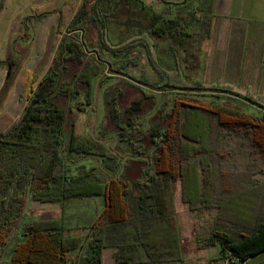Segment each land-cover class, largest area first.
I'll use <instances>...</instances> for the list:
<instances>
[{
  "label": "trees",
  "instance_id": "trees-1",
  "mask_svg": "<svg viewBox=\"0 0 264 264\" xmlns=\"http://www.w3.org/2000/svg\"><path fill=\"white\" fill-rule=\"evenodd\" d=\"M59 2L47 0L27 17L36 23L59 12L55 43L81 14L84 1L67 2L58 11ZM210 10L198 20L202 38L211 34ZM187 24L177 12L151 31L162 39H169L178 29L190 35ZM99 33L104 50L112 55L142 49L159 79L151 80L145 74L135 78L126 71L139 65V54L117 61L100 55L111 71L155 91L186 95L175 99L169 111L161 109L148 131L139 117L145 101L155 102L152 94L144 93L125 109L119 105L124 93L109 98V117L120 141L131 154L145 160L136 177L128 176L126 167L120 176L103 181L94 166L82 164L74 172L62 151L68 112L79 90L69 83L59 84L56 71L45 73L47 65L41 75L26 67L13 98L0 113V264H102L106 249L115 250V264H184L175 204L177 183L182 202L198 221L195 239L199 250L219 247L216 260L225 264H264V180L259 178L264 176V96L250 90L240 93L227 85L190 82L178 66L173 70L163 66L147 33L117 47L108 42L103 26ZM65 46V59L83 54L76 40ZM43 47L44 41L38 47L39 55ZM99 69L95 64L83 75L87 105L92 102ZM208 90L239 99L259 112L221 102L219 95L202 97ZM60 94L67 95L65 104H59ZM68 150L97 156L108 170L119 167L106 147L96 149L74 132ZM86 198H99L101 211L79 216L75 223L59 217L25 220L29 201L58 205ZM74 229H85L86 237L69 235ZM85 246L86 255L78 261ZM71 255L77 257L72 260Z\"/></svg>",
  "mask_w": 264,
  "mask_h": 264
},
{
  "label": "rangeland",
  "instance_id": "rangeland-1",
  "mask_svg": "<svg viewBox=\"0 0 264 264\" xmlns=\"http://www.w3.org/2000/svg\"><path fill=\"white\" fill-rule=\"evenodd\" d=\"M46 1L0 0V113L6 109L13 98L22 71L30 67L41 75L47 65L45 73L51 69L56 71L59 75V84L69 83L71 87H76L80 92L73 100L72 108L68 112L62 143L63 154L71 169L76 172L77 167L82 164L88 167L94 166L95 174L101 180L107 181L120 176L126 172V167H129L127 175L132 178L136 177L140 173L145 158L131 154L127 146L120 141L117 128L109 117L107 101L114 93L122 92L124 94L119 100V105L125 109L134 100L143 97L144 93L152 94L155 102L152 104L151 101H145L139 117L142 128L148 131L150 126L158 121L161 109L169 111L175 99L186 94L180 91H155L126 74L111 71V67L100 60V55L105 60L117 61L126 56L139 54V65L130 67L126 71L135 78L145 74L151 80L159 79L142 49L119 53L116 56L105 51L100 41L99 29L102 26L106 29L107 40L112 47L120 46L141 33L149 34L155 44L156 55L166 69L173 70L180 66L182 69H179L184 75L190 73L191 76H198L197 79L202 82L207 80L206 64L211 60V52L208 48L215 43L214 39H210V36L202 38L199 33H195L193 25L189 28L192 32L190 35H183V29H178L172 32L169 39L154 36L152 28L161 24L165 16L163 12L166 7L163 0H83L81 14L65 29L61 41L55 43L59 30V12L36 23H30L27 20L32 11L44 5ZM71 1L75 0H60L57 6L58 11L65 3ZM172 7L175 8L173 5ZM187 20L192 24L196 21V16L191 14ZM77 25L80 26L77 27ZM72 40L79 42L83 54L77 55L76 59H65L68 54L65 45ZM43 41L44 52L39 55L38 47ZM199 45L204 49L198 50ZM95 64H98L100 69L93 84L92 102L87 105L83 75L88 69L92 70ZM193 78L189 77L188 80H193ZM217 95L221 97V102L253 113L259 112L257 108L239 99L230 98L227 94H217L215 91L208 90L204 91L202 97L215 98L218 97ZM58 99L59 104H65L67 95L60 94ZM80 102L82 104L79 106ZM72 132L86 137L96 149L106 147L109 154L118 161L119 167L111 171L97 156L70 153L68 144ZM259 178L264 180V176H259ZM175 202L183 240L184 264H225L224 261L216 260L219 247L204 250L197 248L195 228L198 221L181 200L180 183L176 184ZM101 209L99 198L68 201L58 205H42L39 202L29 201L25 220L59 217L75 223L80 221L79 216L86 217L91 212L101 211ZM68 234L86 237L87 231L74 229ZM12 245L13 242L7 249L8 256ZM86 248L87 246L78 253V261L85 257ZM114 251V249L103 251L102 264H115ZM76 257V255L70 256L72 260Z\"/></svg>",
  "mask_w": 264,
  "mask_h": 264
},
{
  "label": "crops",
  "instance_id": "crops-1",
  "mask_svg": "<svg viewBox=\"0 0 264 264\" xmlns=\"http://www.w3.org/2000/svg\"><path fill=\"white\" fill-rule=\"evenodd\" d=\"M163 1L165 7L168 6L163 12L164 18H173L177 12L186 20L189 15H195L194 23L187 20L188 31L193 25L195 33H201L198 20L204 11L212 10L210 39L215 43L208 48L211 60L206 64L207 80L202 82L198 76L186 73V77H194L190 81L227 85L240 93L250 90L264 96V0ZM200 49L204 48L201 46Z\"/></svg>",
  "mask_w": 264,
  "mask_h": 264
},
{
  "label": "water",
  "instance_id": "water-1",
  "mask_svg": "<svg viewBox=\"0 0 264 264\" xmlns=\"http://www.w3.org/2000/svg\"><path fill=\"white\" fill-rule=\"evenodd\" d=\"M232 264H245V263L235 262V263H232Z\"/></svg>",
  "mask_w": 264,
  "mask_h": 264
}]
</instances>
